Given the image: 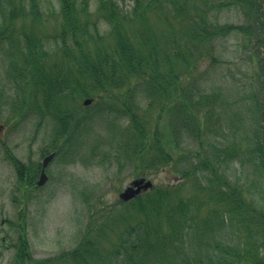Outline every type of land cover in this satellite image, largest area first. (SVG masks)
Masks as SVG:
<instances>
[{"label": "trees", "instance_id": "trees-1", "mask_svg": "<svg viewBox=\"0 0 264 264\" xmlns=\"http://www.w3.org/2000/svg\"><path fill=\"white\" fill-rule=\"evenodd\" d=\"M47 2L0 0V56L13 88L0 113L35 116L37 127L49 119V144L64 160L79 156L72 146L93 119L70 103L97 97L106 137L89 158L118 160L120 151L140 178L169 167L177 179L104 205L102 221L92 215L56 256L33 260L19 237L11 264H264V0H119L128 9L57 0L56 10ZM223 10L243 22L220 24ZM229 35L251 54L243 95L231 103L209 83L197 86L208 74H198L200 62L213 68L216 41ZM139 94L148 100L142 112ZM152 106L170 121L165 142L148 128ZM168 148L180 151L176 159ZM14 166L21 181L26 168Z\"/></svg>", "mask_w": 264, "mask_h": 264}, {"label": "rangeland", "instance_id": "rangeland-1", "mask_svg": "<svg viewBox=\"0 0 264 264\" xmlns=\"http://www.w3.org/2000/svg\"><path fill=\"white\" fill-rule=\"evenodd\" d=\"M47 1L48 7L57 9V0ZM115 1L124 9L131 6L129 2L121 4L119 0ZM93 4L94 2H91V9L94 8ZM242 18L233 10H223L215 19L220 24H240L243 22ZM101 32L104 33L106 30L101 28ZM241 42V38L234 35L216 41L214 51L216 63L213 68H210L209 60L200 62L198 74L205 70H208V74L197 82L199 89H204V85L209 83L206 85L207 88L211 86L215 92L223 93L230 103L243 95L237 86L246 83L249 77L248 64L251 54L248 48L242 47ZM5 68L0 56V102L10 98L13 92L11 84L6 79ZM96 98L90 97L91 102L87 106L82 105L83 100L70 103L78 114L93 118L89 120L90 129L86 130L81 139L72 146L74 151H80L78 157L68 156L62 160L54 156L47 164L46 182L42 187L35 186L42 159L45 155L55 153L48 140L51 128L49 119L37 127L38 120L35 116L20 119L4 110L1 111L0 264H11L14 246L18 245L19 237L26 243L33 260L50 258L72 249L91 224L92 215H96V223L102 221V216L106 214L102 207L117 206L115 204L120 201L118 198L120 192L130 181L140 178L131 165L120 159V151H117L119 155L115 154L118 160L108 159L100 163L99 157L89 158L87 151L90 146L98 139L106 137V129L99 120L101 117L94 115L96 105L101 102ZM137 99V108L142 112L148 100L141 98L140 94ZM2 107L0 104V108ZM146 116L149 130L158 129L161 140L165 142L170 127L169 119L164 117L165 115L159 116L155 106H152V110H149ZM125 121L123 119L122 123ZM210 139L220 141L218 137ZM189 141L183 139L182 143L186 146L187 143L191 144ZM61 143V140L58 141L57 146ZM100 148L104 149L106 146L100 144ZM167 150L173 159L180 154V151L169 148ZM14 161L26 168L21 181L16 177ZM28 169H32L34 177L31 184L27 183ZM229 170V173L233 174L237 166L233 165ZM144 178L152 181L153 186H161L175 182L177 175L172 173L169 167H165ZM259 195L256 196L260 197ZM92 206L97 210L91 212Z\"/></svg>", "mask_w": 264, "mask_h": 264}, {"label": "water", "instance_id": "water-1", "mask_svg": "<svg viewBox=\"0 0 264 264\" xmlns=\"http://www.w3.org/2000/svg\"><path fill=\"white\" fill-rule=\"evenodd\" d=\"M90 102L91 100L85 99L83 101V105L87 106L89 105ZM53 156H54L53 153L49 154L42 160V166H41L42 170H41V174L39 175V180L36 183V186H41L45 183L46 176L44 174V169L46 168L47 164L51 161ZM150 188H152L151 181L146 180L145 178L135 179L133 181H130L129 185L123 191L120 192L118 198L123 202H128L133 198H135L138 194H140L141 191H146Z\"/></svg>", "mask_w": 264, "mask_h": 264}, {"label": "flooded vegetation", "instance_id": "flooded-vegetation-1", "mask_svg": "<svg viewBox=\"0 0 264 264\" xmlns=\"http://www.w3.org/2000/svg\"><path fill=\"white\" fill-rule=\"evenodd\" d=\"M40 172H41V169H40V171H39V174H40Z\"/></svg>", "mask_w": 264, "mask_h": 264}]
</instances>
